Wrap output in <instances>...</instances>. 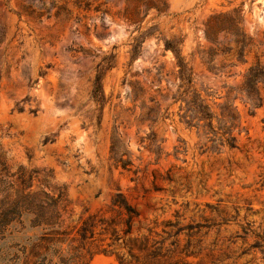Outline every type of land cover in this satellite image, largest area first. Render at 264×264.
I'll use <instances>...</instances> for the list:
<instances>
[{"label":"rangeland","instance_id":"1","mask_svg":"<svg viewBox=\"0 0 264 264\" xmlns=\"http://www.w3.org/2000/svg\"><path fill=\"white\" fill-rule=\"evenodd\" d=\"M167 2L161 13L140 4L138 25L127 18L136 0H0V160L11 173L32 174L33 188L62 194L66 233L51 251L72 256L71 264H264V103L251 113L234 100L239 144L220 152L201 148L178 104L152 127L140 121L142 101L155 97L162 110L172 101L177 64L165 39L174 36L183 39L195 86L220 112L228 90L264 59V0ZM234 8L251 45L240 60L231 36L220 34L211 70L205 60L216 45L205 21ZM152 25L130 63L134 37ZM111 53L100 116L93 80ZM130 80L145 89L135 102ZM114 126L132 152L128 168L111 158ZM151 128L162 140L159 158L141 140ZM118 193L133 211L115 202Z\"/></svg>","mask_w":264,"mask_h":264},{"label":"trees","instance_id":"2","mask_svg":"<svg viewBox=\"0 0 264 264\" xmlns=\"http://www.w3.org/2000/svg\"><path fill=\"white\" fill-rule=\"evenodd\" d=\"M133 11L128 13V20L138 24L141 22L140 4L148 8H155L159 13L168 11L167 0H136ZM244 15L241 9L220 11L211 14L205 21V36L215 46L208 49L206 62L213 70L215 64L213 56L216 53L218 37L223 34L231 36L234 46L238 49V57L244 60L245 50L251 45L252 38L243 27ZM156 31L155 25L149 26L134 37L129 50L130 60L133 62L140 54L145 38ZM183 39L180 37L166 38L165 49L171 50L176 58L177 88L172 94V101L162 110L155 97H150V104L141 103L143 112L140 114L141 122L152 125L159 119H167L174 112L170 108L178 104L177 114L179 120L189 128H195L203 140L201 148L205 151L220 152L224 147L235 148L239 144L241 133V120L234 100L240 97L249 111L255 113L264 103L262 89L264 88V59L250 65L244 74L242 83L238 87H231L226 100L220 104L217 112L204 98L195 86L192 66L182 52ZM234 46L223 45L222 51L230 52ZM204 58V56H202ZM116 63V54L105 55L97 69L93 80L92 97L100 106V116L107 101L103 85L106 72ZM132 101L135 102L145 94V89L138 80L129 81ZM23 110V106L18 107ZM32 108L31 112L36 113ZM144 146L159 158L162 154V140L157 132L151 130L142 137ZM111 158L116 164L128 168L133 164L132 152L122 137L118 126H114L111 135ZM33 175L27 176L22 168L11 173L5 162L0 160V264H71L72 256L67 257L54 248L52 244L56 238L66 233L64 229V211L62 194L55 195L44 189L33 188L31 183ZM115 202L133 211L121 193H118ZM86 227H82L81 235L85 238ZM264 253V243L260 244ZM58 260H55V257Z\"/></svg>","mask_w":264,"mask_h":264}]
</instances>
